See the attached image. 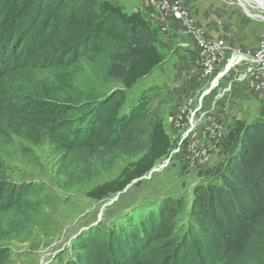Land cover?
Listing matches in <instances>:
<instances>
[{"label":"trees","instance_id":"1","mask_svg":"<svg viewBox=\"0 0 264 264\" xmlns=\"http://www.w3.org/2000/svg\"><path fill=\"white\" fill-rule=\"evenodd\" d=\"M110 3L114 1L0 0V79L30 62L76 67L112 43L120 44L108 69L114 78H126L138 50L150 48L157 55L151 66H160L161 36L151 18L148 24L123 23ZM52 89L47 88L46 100L28 102L26 125L48 131L65 151L86 149L101 157L118 150L135 157L151 149L163 122L159 110L144 99L127 104L123 89L92 108L85 105V118L79 117V99L58 98L59 90ZM227 142L222 153L227 160L219 166L217 181L195 187L187 215L185 199H160L133 230L104 233L96 227L81 233L75 242L80 251L66 264H252L263 259L264 119L238 123ZM34 188L0 179V210L26 205ZM182 217L191 222L183 224Z\"/></svg>","mask_w":264,"mask_h":264},{"label":"rangeland","instance_id":"2","mask_svg":"<svg viewBox=\"0 0 264 264\" xmlns=\"http://www.w3.org/2000/svg\"><path fill=\"white\" fill-rule=\"evenodd\" d=\"M113 1L108 8L123 23H149L151 14L142 11L143 0ZM197 1L203 7L220 5L217 21L227 25L238 39H234L236 48L242 43L255 48L263 40L264 5L246 0ZM118 50L120 44L112 43L83 57L76 67L46 68L30 62L0 79V179L35 184L29 203L0 210V264H66L80 251L75 242L81 233L86 235L96 227L104 233L133 230L157 208L160 199L167 197L185 199L187 215L195 187L217 181L227 160L222 153L225 145L230 146L228 135L220 143L206 142L209 155H196L194 144L199 143L183 139L187 126L177 127L171 117L172 113L177 116L179 106L175 108L171 98V68L164 70L159 63L151 66L156 53L142 49L137 51L126 78H114L108 69L114 62L111 55ZM48 87L59 90L58 98L79 99L83 103L79 117L84 118L85 105L92 108L116 89L126 90L129 105L144 99L163 118L151 149L135 157L118 150L98 157L86 149L59 148L48 131L39 133L26 125L31 110L28 102L46 100ZM244 110L240 107L228 123L232 132L240 122L264 118L258 101L251 110ZM220 146L224 148L221 154ZM179 221L186 225L191 222L185 217ZM262 258L252 264H264Z\"/></svg>","mask_w":264,"mask_h":264},{"label":"built area","instance_id":"3","mask_svg":"<svg viewBox=\"0 0 264 264\" xmlns=\"http://www.w3.org/2000/svg\"><path fill=\"white\" fill-rule=\"evenodd\" d=\"M150 5L178 22L193 43L198 84L194 93L182 99L173 122L180 128L187 126L183 139L199 143L194 144L196 155H209L206 142L220 143L230 134L228 123L240 107L246 109L258 101L264 110V38L255 48L242 42L236 48L237 38L227 25L219 20L216 34H212L197 22L184 0H155ZM219 150L221 154L223 146Z\"/></svg>","mask_w":264,"mask_h":264},{"label":"crops","instance_id":"4","mask_svg":"<svg viewBox=\"0 0 264 264\" xmlns=\"http://www.w3.org/2000/svg\"><path fill=\"white\" fill-rule=\"evenodd\" d=\"M151 1L153 2L155 0L142 1V11H148L151 14L150 20L152 25L157 27L161 34L160 45L163 51V62L160 67L164 70H166V66L171 68V98L174 100L176 108L177 105H180L184 97L194 93L196 90L198 71L194 59L195 51L192 41L189 40L188 35L181 29V25L178 22L164 17L157 10L155 12L154 7L150 5ZM246 1L255 2L253 0ZM185 3L189 6L191 5L195 18L197 17V22L204 24L211 33L212 30L215 32L216 17L220 16V5L215 6V3H209L203 7L199 5L200 2L197 0L187 1ZM248 110H251V106L244 111L246 112ZM238 116L240 117V114ZM171 117L173 120V113Z\"/></svg>","mask_w":264,"mask_h":264},{"label":"bare ground","instance_id":"5","mask_svg":"<svg viewBox=\"0 0 264 264\" xmlns=\"http://www.w3.org/2000/svg\"><path fill=\"white\" fill-rule=\"evenodd\" d=\"M256 3L260 4V5H264V0H253Z\"/></svg>","mask_w":264,"mask_h":264},{"label":"flooded vegetation","instance_id":"6","mask_svg":"<svg viewBox=\"0 0 264 264\" xmlns=\"http://www.w3.org/2000/svg\"><path fill=\"white\" fill-rule=\"evenodd\" d=\"M249 14H250V13H249ZM250 15H251V14H250ZM194 16H195V14H194ZM218 17H220V16H217V17H216V21H217V18H218ZM218 21H219V20H218ZM218 21H217V24H218ZM203 25H204V24H203ZM204 26H205V25H204ZM216 27H217V25H216ZM212 34H214V35L216 34V28H215V32H214V30H212Z\"/></svg>","mask_w":264,"mask_h":264}]
</instances>
